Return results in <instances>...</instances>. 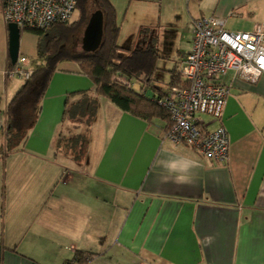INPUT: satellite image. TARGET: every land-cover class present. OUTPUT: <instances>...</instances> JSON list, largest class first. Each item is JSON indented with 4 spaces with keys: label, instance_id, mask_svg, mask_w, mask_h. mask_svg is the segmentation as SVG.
<instances>
[{
    "label": "crops",
    "instance_id": "obj_1",
    "mask_svg": "<svg viewBox=\"0 0 264 264\" xmlns=\"http://www.w3.org/2000/svg\"><path fill=\"white\" fill-rule=\"evenodd\" d=\"M127 2L122 14L112 2L120 55L155 51L152 73L129 79L150 99L183 82L195 20L216 16L230 31L264 25V0ZM9 62L5 26L0 264H67L78 252L92 256L85 264H264V75L255 84L234 71L220 78L230 89L223 114L229 162L173 144L168 120L122 110L68 61L54 73L24 144L6 153L7 107L24 84L6 77ZM85 91L98 97L97 113L89 127H75L65 116L67 102ZM201 121L210 131L218 127L209 116ZM80 133L87 135L80 153L64 148Z\"/></svg>",
    "mask_w": 264,
    "mask_h": 264
},
{
    "label": "built area",
    "instance_id": "obj_2",
    "mask_svg": "<svg viewBox=\"0 0 264 264\" xmlns=\"http://www.w3.org/2000/svg\"><path fill=\"white\" fill-rule=\"evenodd\" d=\"M76 6L77 0H0L6 26L13 23L21 31H46L54 25L70 24ZM192 33V48L181 66L183 82L158 100L170 115L166 137L213 162H229L231 142L223 114L230 89L220 78L234 71L255 84L264 75V25L249 32L230 31L225 20L211 16L195 20ZM32 75V60L24 56L6 71L8 79L26 81ZM115 79L134 88L126 78ZM205 115L218 123L215 130L203 125L201 116Z\"/></svg>",
    "mask_w": 264,
    "mask_h": 264
},
{
    "label": "trees",
    "instance_id": "obj_3",
    "mask_svg": "<svg viewBox=\"0 0 264 264\" xmlns=\"http://www.w3.org/2000/svg\"><path fill=\"white\" fill-rule=\"evenodd\" d=\"M92 6L99 7L104 16V38L101 47L95 52L80 50L74 52L69 47L72 38L85 30L89 22ZM78 18L65 25H54L46 31H30L38 37L37 56L32 60L33 75L24 81L7 107L6 147L10 153L24 144L29 132L41 114V103L58 66L63 62H75L83 74L87 75L96 87L98 95H104L124 111L131 112L147 121L164 119L170 122L168 111L158 104L160 97L147 98L117 81L115 77L131 79L141 74L150 75L154 70V50H136L121 56L118 43L120 28L117 24L115 7L111 0H77ZM21 31V35H22ZM11 62L8 70L12 69ZM149 77V76H147ZM180 81L175 86L180 85ZM173 85V86H174ZM81 98L67 107L65 116L75 127H89L98 108V97L89 92L73 93ZM87 143L86 133H80L64 140V148L76 154ZM92 256L77 253L67 264H85Z\"/></svg>",
    "mask_w": 264,
    "mask_h": 264
},
{
    "label": "water",
    "instance_id": "obj_4",
    "mask_svg": "<svg viewBox=\"0 0 264 264\" xmlns=\"http://www.w3.org/2000/svg\"><path fill=\"white\" fill-rule=\"evenodd\" d=\"M8 30V55L12 65H15L20 54L21 30L16 24H9ZM104 38V16L102 11L92 14L85 29L82 40V49L85 52L97 51Z\"/></svg>",
    "mask_w": 264,
    "mask_h": 264
},
{
    "label": "rangeland",
    "instance_id": "obj_5",
    "mask_svg": "<svg viewBox=\"0 0 264 264\" xmlns=\"http://www.w3.org/2000/svg\"><path fill=\"white\" fill-rule=\"evenodd\" d=\"M114 2V5L118 7L119 13L122 14L124 12L125 7H127L128 2L127 0H112ZM127 2V4H126ZM92 10L89 13V18H91L92 14H94L97 11H101L99 7L92 6ZM78 18V12L75 14L74 21ZM5 23L3 20L2 12L0 9V43L2 39V35L5 28ZM84 29L80 34L75 35L72 38V43L70 44V48L74 52H79L82 50V40L84 37ZM20 54L19 56H24L29 58L30 60L34 59L33 54L36 52L37 48V38L34 34H32L30 31H23L20 39ZM9 80H15L16 82H19L17 78L11 77ZM20 83V82H19ZM70 127V124H69ZM67 133V132H66Z\"/></svg>",
    "mask_w": 264,
    "mask_h": 264
}]
</instances>
